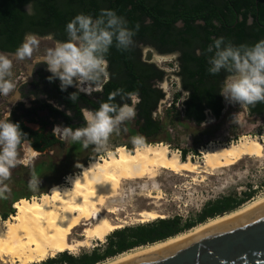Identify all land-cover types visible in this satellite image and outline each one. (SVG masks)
<instances>
[{
  "label": "trees",
  "instance_id": "trees-1",
  "mask_svg": "<svg viewBox=\"0 0 264 264\" xmlns=\"http://www.w3.org/2000/svg\"><path fill=\"white\" fill-rule=\"evenodd\" d=\"M29 2L0 0V49L15 52L28 34L51 35L55 40H65L66 25L72 18L80 13L98 17L101 9L115 10L128 21L130 28H134L137 23L140 25L133 47L121 51L113 46L107 54L109 77L98 83L102 85V90L91 95L81 93L75 103L68 98L71 92L77 91L75 87L70 86L67 91H61L58 78L50 82L47 79L51 75L49 71H38L39 76L33 81L36 89L22 91L23 97H35V106L25 109V113L18 112L24 109L22 104L14 107L9 119L20 124L30 144L39 151L52 149L56 145L63 146L65 141L47 129L48 121L36 118L38 109H48L55 117L61 114L70 127L81 128L85 126L81 108L98 109L102 102L107 101L109 94L118 88H123L125 92L138 91L140 102L136 105L137 114L121 126L134 137H142L141 145L167 141L171 124L193 122L200 126L207 120L208 114L219 118L225 108V98L219 91L226 73L212 75L208 72V56L204 54L207 46L221 36L236 45H252L264 39V0H35L32 15L26 13ZM145 47H152L162 54H179V68L175 74L180 77L181 86L187 92L182 110L176 107L182 94L178 91L165 114H155L166 97L160 84L168 73L144 56ZM40 93L47 94L48 99L64 103L73 114L66 115L46 99L40 98ZM116 99L119 101V97ZM128 102L131 103V100ZM247 108L250 114L261 115L264 113V102L248 105ZM27 115L32 121L42 123V128L34 130L27 126L22 120ZM125 146L133 150V144L127 142ZM188 152L189 149L183 148L182 158L186 159ZM196 153L199 154L197 149ZM94 159L95 156L89 157L79 165H88ZM56 170V162L40 161L35 171L28 172V180L22 178L17 181L26 185L20 190L27 193L19 195L14 191L13 201L46 193L44 187L37 191L31 190L29 180L33 174L46 178L49 172L54 173ZM76 171H66L62 175ZM255 193L256 189L250 188L242 196L224 195L209 201L195 217L188 219L178 215L118 229L110 236L102 251L97 248L79 256L65 252L59 258H51L40 264H97L135 247L166 240L211 218L237 210L251 200ZM5 208L0 213L4 219L15 211L10 205Z\"/></svg>",
  "mask_w": 264,
  "mask_h": 264
},
{
  "label": "bare ground",
  "instance_id": "bare-ground-1",
  "mask_svg": "<svg viewBox=\"0 0 264 264\" xmlns=\"http://www.w3.org/2000/svg\"><path fill=\"white\" fill-rule=\"evenodd\" d=\"M33 152L34 156L38 154L30 147L31 157H34ZM202 152L203 159L192 156L184 159L179 150L172 149L165 142L140 144L132 151L120 145L116 152L96 158L81 166L79 172L67 175V184H56L40 196L15 201L16 213L5 219L0 215V264H39L66 251L77 253L82 247L91 248L103 243L129 222L146 223L164 217L158 210L159 201L164 198L162 192L149 191L148 197L156 199L154 206L139 210L135 216L126 213L121 217L120 213L125 212L123 208L118 205L107 207V204L121 195L125 181H151L168 170L193 175L195 182H202L206 175L246 157L263 158L264 133L261 137L245 136L229 144L212 143ZM69 178L77 179L72 183ZM263 201L264 196L253 199L237 210L211 218L188 231L125 251L97 264H115L139 253L185 240ZM79 227L82 229L75 236Z\"/></svg>",
  "mask_w": 264,
  "mask_h": 264
},
{
  "label": "rangeland",
  "instance_id": "rangeland-1",
  "mask_svg": "<svg viewBox=\"0 0 264 264\" xmlns=\"http://www.w3.org/2000/svg\"><path fill=\"white\" fill-rule=\"evenodd\" d=\"M32 35H35L38 39L39 47L30 58L18 60L15 58V53H5L13 59L12 76L9 77V79L14 82L15 87L9 94L0 95V120H4L10 109L12 107H19L22 102L24 108H32L35 106L34 96L29 95L23 97L22 91H25L28 88L25 84L33 79V70L35 66L45 63L43 60L46 50L53 47L57 40L53 37L52 39H49L50 35ZM177 55V53L162 54L152 47L144 48V56L148 60L156 62L168 73L166 79L160 84V86L166 91V97L161 102L155 113L156 115L160 114L163 116L165 114L166 108L170 106L175 93L178 91H181L182 94L176 103V107L177 109L182 110V103L186 97V93L182 90L180 81L173 72L178 63ZM96 86L98 88L101 87L100 84H97ZM18 112L21 113L20 110ZM28 125L35 129L39 126L38 124L30 122ZM263 133L264 113L261 115H252L249 113L247 106L229 103L225 100V108L219 118L208 114L207 120L200 126H197L193 122L185 124L178 123L176 125L171 124L169 126V138L165 143H168L172 149L179 150L180 153L183 148L189 149L185 158L192 156L194 159H203V148L208 147L212 143L219 144L227 142L229 144L232 143V139L238 141L245 136L261 137ZM133 137L134 136L127 130L122 129V126L120 125L119 130L115 131L109 137L107 143L103 145L90 144L85 148L81 143L65 141L63 146L56 145L44 153H39L28 163L31 164L33 161L42 160H52L53 162H56L57 170L54 173L49 172V175L46 178L44 175L40 176L41 183L39 187H44L47 189V192H49L50 188L56 183L67 184V175L71 173H67L64 176L62 174L70 170H77L72 174L79 172L81 170L79 164L87 161L89 157L95 156L96 158H100L108 156L110 152H116L118 146L125 145L127 142L133 144L134 150L140 144L133 143ZM24 147L27 148L28 146L25 144ZM67 147H69V149L66 155ZM196 149L199 154L196 153ZM20 157H23V155ZM22 165L23 164H18L12 169V175L16 178L19 175L27 174V170L24 169L25 166L22 167ZM14 176L11 178L12 180L9 181L10 187H16V182L13 180L15 178ZM250 188L256 189L255 196L251 200L264 196V157H246L234 165L217 169L213 174L206 175V179L202 182H195L193 175L175 174L168 170H164V172H162L157 178L151 181H125L121 190V195L116 199L110 200L107 207L118 205L125 210V212L120 213L121 217L126 216V213L135 216L139 210L143 208H152L154 206L156 199L148 197L147 193H149V191H152L155 194L162 192L164 198L159 201L160 205L158 210L164 215V217H160L154 221L178 215L183 219H188L190 217H195L209 201L228 194L242 196L243 193ZM12 208H14V203L12 204ZM14 213H16V210ZM127 219L130 220L129 218ZM130 221H133V219ZM151 222L140 223L133 221L132 223L129 222V225L126 224L124 228ZM81 229V227L77 228L74 235L76 236ZM111 235L107 237L105 242H100L94 247H82L77 253H71L70 251H66V253L79 256L84 253H90L97 248L102 251L108 244ZM139 247L142 246L135 248L137 249ZM62 254L63 253L59 254L55 258H59Z\"/></svg>",
  "mask_w": 264,
  "mask_h": 264
},
{
  "label": "clouds",
  "instance_id": "clouds-1",
  "mask_svg": "<svg viewBox=\"0 0 264 264\" xmlns=\"http://www.w3.org/2000/svg\"><path fill=\"white\" fill-rule=\"evenodd\" d=\"M26 8V13L34 14L35 0H30ZM139 29V23L134 28L128 27V21L112 9H101L98 17L77 14L66 25L67 39L57 40L53 47L46 50L43 62L51 73L47 79L53 82L58 78L61 91H67L70 86L75 87L77 91L71 92L68 97L72 103L79 100L81 93L91 95L101 91L96 85L109 77L106 57L110 49L115 46L118 50L128 51L134 46V37ZM49 39H52L51 35ZM38 47L36 36L29 34L17 48L15 58H30ZM204 54L208 56L210 74L226 73L219 91L226 101L241 106L264 102V39L252 45H236L221 36L207 46ZM12 68L13 59L0 52V95L9 94L15 87L9 79ZM139 102L138 91L125 92L123 88H118L109 94L107 101L102 102L98 109L81 108L84 127L73 129L58 124L53 127L52 133L62 140L81 143L85 148L90 144L103 145L119 130L121 124L135 118ZM66 115L70 116L71 111L66 112ZM142 139L135 136L132 142L139 144ZM27 142L28 135L18 122L0 120V198H6V193L11 192L5 182L10 179L12 169L25 162L20 159L19 153ZM40 183L41 177L33 174L29 188L37 191Z\"/></svg>",
  "mask_w": 264,
  "mask_h": 264
},
{
  "label": "water",
  "instance_id": "water-1",
  "mask_svg": "<svg viewBox=\"0 0 264 264\" xmlns=\"http://www.w3.org/2000/svg\"><path fill=\"white\" fill-rule=\"evenodd\" d=\"M115 264H264V201L185 240Z\"/></svg>",
  "mask_w": 264,
  "mask_h": 264
},
{
  "label": "flooded vegetation",
  "instance_id": "flooded-vegetation-1",
  "mask_svg": "<svg viewBox=\"0 0 264 264\" xmlns=\"http://www.w3.org/2000/svg\"><path fill=\"white\" fill-rule=\"evenodd\" d=\"M0 51L1 52H4V53H10V54H14L15 52L13 51H7V50H2V49H0ZM169 54V53H168ZM178 54V53H177ZM179 55V54H178ZM178 55H177V57H178ZM178 62V61H177ZM178 63H177V65H176V68L174 69V74H175V72L176 71H178ZM41 71V72H46V71H48V68L46 67V66H43V64H41V65H38V66H35V68H34V70H33V79L31 80V81H28L25 85L26 86H28V88L25 90V92H28L30 89H36V87H35V85L33 84V81L39 76V72ZM176 75V74H175ZM177 76V75H176ZM178 77V76H177ZM178 79H179V81H180V77H178ZM162 83V82H161ZM101 85V84H100ZM180 85H181V82H180ZM102 88V85H101V87H100V89ZM163 90H164V88L163 87H161ZM181 88H182V86H181ZM182 90L186 93V95H187V92L182 88ZM165 91V90H164ZM165 93H166V91H165ZM93 94V93H92ZM39 97L40 98H42V99H46L49 103H51V104H53L55 107H57V106H60V107H57L59 110H62V111H64L65 113L66 112H68L70 109H68L67 107H66V105L64 104V103H60L59 101H57V100H54V99H48V95L47 94H43V93H40L39 94ZM186 98V97H185ZM185 98H184V100H185ZM34 99H35V97H34ZM165 99V98H164ZM163 99V100H164ZM162 100V101H163ZM183 100V101H184ZM161 101V102H162ZM22 106H23V102H22ZM34 107V106H33ZM86 106H84L83 108H85ZM14 107H12L11 109H10V111H9V113H8V115H7V117L4 119V120H6V119H9V117L11 116V114H12V111L14 110L13 109ZM86 108H88V107H86ZM27 109H29V108H24V109H22L21 110V113H25V111ZM90 109V108H89ZM71 111V110H70ZM44 115H43V114ZM71 114H73V112L71 111ZM31 116H34V114H31ZM36 118L38 119V120H46V121H48L49 122V124H48V126H47V129L48 130H50V131H52L53 130V127L55 126V125H64V126H69L68 124H67V121H66V119H65V117H63L61 114L60 115H58L57 117H55V116H52L51 114H50V111L48 110V109H38V115L36 116ZM22 120L24 121V123L27 125V126H29L28 125V123L30 122V123H35V124H38L39 126H38V128H32L31 126H29L30 128H32V129H34V130H38V129H41L42 128V123H40V122H34V121H32L31 119H30V117L27 115V116H24L23 118H22ZM56 137L57 138H59V139H61L59 136H57L56 135ZM62 140V139H61ZM63 141H65V140H63ZM26 145L30 148H33L34 150H36L37 152H38V154L39 153H44V152H46V151H48V150H50V149H46V150H44V151H39V150H37V149H35L31 144H30V142H29V140H28V142L26 143ZM71 145V144H70ZM28 147L26 148V147H24V145L21 147V149H20V153H19V156H21V155H23V157H20V159L22 160V161H25V162H23V163H20V164H23L22 165V167L23 166H25V170H27V174H23V175H19V176H17V178L14 176V175H12L11 174V177H10V179L8 180V181H6L5 183H7L8 184V186H9V181L10 180H12L11 178L14 176L15 178L13 179L15 182H16V187L14 186V187H10L11 188V192L10 193H6V198H0V213L2 212V211H4V210H6V206H8V205H10L11 207H12V204L13 203H15V201H17V200H15V201H13V198H14V195H13V192L14 191H16V192H18L17 194H22V193H27L26 191H21L20 189H22L23 188V185L22 184H19L17 181L18 180H21L22 178H25L26 180H28V172L29 171H35V169L38 167V164H39V162L40 161H33L31 164L30 163H28L29 161H32L33 160V158L35 157H31V155H30V153H29V149H28ZM28 149V150H27ZM27 161V162H26ZM21 168V167H20ZM25 175V176H24ZM15 188V189H14ZM19 200V199H18Z\"/></svg>",
  "mask_w": 264,
  "mask_h": 264
},
{
  "label": "built area",
  "instance_id": "built-area-1",
  "mask_svg": "<svg viewBox=\"0 0 264 264\" xmlns=\"http://www.w3.org/2000/svg\"><path fill=\"white\" fill-rule=\"evenodd\" d=\"M235 141L234 139L231 140V142ZM223 144H228L227 142H223ZM182 154V153H181Z\"/></svg>",
  "mask_w": 264,
  "mask_h": 264
}]
</instances>
